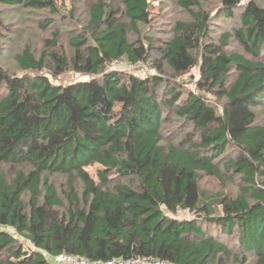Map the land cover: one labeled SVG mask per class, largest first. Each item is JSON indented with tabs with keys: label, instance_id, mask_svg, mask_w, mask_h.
I'll list each match as a JSON object with an SVG mask.
<instances>
[{
	"label": "trees",
	"instance_id": "trees-1",
	"mask_svg": "<svg viewBox=\"0 0 264 264\" xmlns=\"http://www.w3.org/2000/svg\"><path fill=\"white\" fill-rule=\"evenodd\" d=\"M65 1L0 0L47 12L40 55L28 42L20 75L0 64V264H264L261 0H176L184 16L165 35L151 0H91L81 28L63 30L75 17ZM5 28L0 15V55ZM115 60L156 73L110 70ZM195 67L192 90L179 79ZM69 72L90 78L51 79Z\"/></svg>",
	"mask_w": 264,
	"mask_h": 264
},
{
	"label": "rangeland",
	"instance_id": "rangeland-1",
	"mask_svg": "<svg viewBox=\"0 0 264 264\" xmlns=\"http://www.w3.org/2000/svg\"><path fill=\"white\" fill-rule=\"evenodd\" d=\"M152 1V11H153V19L155 24V29L158 30V34L165 35L166 30H170L172 24L175 20L182 18L184 14L175 4L176 0H151ZM91 0H66L65 5L67 6L66 12L73 7L74 16H71L74 22L70 25H63L62 20L58 19V25L64 26L63 30L67 28L66 26H72L81 28V22L76 23L77 18H83L85 12L87 11L88 4ZM264 4V0H261ZM164 8V9H163ZM163 9V10H162ZM18 8L10 7L5 4L0 3V15L2 16L6 28L3 29L4 37L2 38V49L0 55V64L9 70L10 72H18L20 75L22 72L16 66L14 61L15 54L21 51L28 42L31 43L34 51L37 55H40L41 51L45 48L44 40L46 34L42 33L39 30L37 25L38 20H42L47 16V12H34V11H26L23 14L18 12ZM69 19V18H68ZM79 21V20H78ZM224 25L220 24L219 27H216L214 31V38L218 37L224 30H226ZM64 40V38H63ZM236 48V47H233ZM119 69V68H117ZM122 70V69H121ZM46 73V72H45ZM48 74V73H47ZM199 68H193L188 74L180 77V81L184 82L186 87L194 90L196 87V81L199 76ZM51 77V75L49 74ZM90 78L87 74H78L75 72H69L64 75H61L59 78L54 79L51 77L52 81L57 84H67L72 81L79 80H88ZM258 119L257 121L260 124H264V102H262L261 106L257 109ZM87 172L97 180L98 170L101 169V165L98 163H94L92 165H88L85 167ZM202 185L204 188L217 191V190H226L228 194H237L236 184L232 185L231 182H227L226 185H223L212 178L202 177ZM52 181L57 185L59 191L63 194L67 191V178L61 175H55L52 178ZM75 185L77 188H80L79 181H75ZM178 216L180 218L189 217L188 213L178 212ZM236 254H240L236 252ZM241 255V254H240ZM250 264H253V259L250 257ZM52 263V262H51ZM53 264V263H52ZM142 264V263H140ZM231 264V263H230Z\"/></svg>",
	"mask_w": 264,
	"mask_h": 264
},
{
	"label": "built area",
	"instance_id": "built-area-1",
	"mask_svg": "<svg viewBox=\"0 0 264 264\" xmlns=\"http://www.w3.org/2000/svg\"><path fill=\"white\" fill-rule=\"evenodd\" d=\"M122 69V70H126L130 73H151V74H155L156 70L153 68H150L149 66H140L137 64H132V63H125V62H120L115 60L111 66H110V70L111 69ZM57 260L62 263V264H168L167 262L163 261V260H159V259H153V258H137L134 260H123L121 258L112 260V261H108V262H104V263H100L97 261H90L88 259L85 258H80V257H76V256H65V255H60L57 257Z\"/></svg>",
	"mask_w": 264,
	"mask_h": 264
}]
</instances>
